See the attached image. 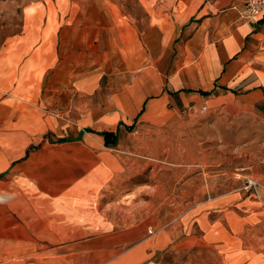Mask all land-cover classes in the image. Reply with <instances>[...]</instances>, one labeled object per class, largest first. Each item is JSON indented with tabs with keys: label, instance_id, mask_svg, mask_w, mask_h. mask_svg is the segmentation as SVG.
Returning <instances> with one entry per match:
<instances>
[{
	"label": "crops",
	"instance_id": "1",
	"mask_svg": "<svg viewBox=\"0 0 264 264\" xmlns=\"http://www.w3.org/2000/svg\"><path fill=\"white\" fill-rule=\"evenodd\" d=\"M244 1H158L147 56L112 0L22 7L0 42V264H264L260 197L160 207L127 145L174 100L264 120V13Z\"/></svg>",
	"mask_w": 264,
	"mask_h": 264
},
{
	"label": "rangeland",
	"instance_id": "2",
	"mask_svg": "<svg viewBox=\"0 0 264 264\" xmlns=\"http://www.w3.org/2000/svg\"><path fill=\"white\" fill-rule=\"evenodd\" d=\"M31 1L0 0V42L19 31L22 7ZM112 1L124 15L136 19L147 56L148 9L160 0ZM77 62L84 65L83 58ZM167 109V119L135 127L127 143L135 146L134 157L140 163L136 182L143 188L155 174L160 207H187L202 197L234 192L241 197L252 194L264 202L263 119L214 124V116L205 105H180L174 100ZM247 179L257 181V188L247 191Z\"/></svg>",
	"mask_w": 264,
	"mask_h": 264
},
{
	"label": "built area",
	"instance_id": "3",
	"mask_svg": "<svg viewBox=\"0 0 264 264\" xmlns=\"http://www.w3.org/2000/svg\"><path fill=\"white\" fill-rule=\"evenodd\" d=\"M263 13H264V0H245L239 14L240 17L248 18ZM255 188H257V183L251 179H247L245 189L250 190Z\"/></svg>",
	"mask_w": 264,
	"mask_h": 264
},
{
	"label": "trees",
	"instance_id": "4",
	"mask_svg": "<svg viewBox=\"0 0 264 264\" xmlns=\"http://www.w3.org/2000/svg\"><path fill=\"white\" fill-rule=\"evenodd\" d=\"M103 137H104V144L106 146H113L116 144V136L111 134V133H108V132H104L102 133Z\"/></svg>",
	"mask_w": 264,
	"mask_h": 264
}]
</instances>
